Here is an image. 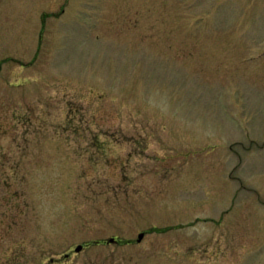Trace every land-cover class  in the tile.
I'll return each instance as SVG.
<instances>
[{"label": "rangeland", "instance_id": "1", "mask_svg": "<svg viewBox=\"0 0 264 264\" xmlns=\"http://www.w3.org/2000/svg\"><path fill=\"white\" fill-rule=\"evenodd\" d=\"M0 264H264V0H0Z\"/></svg>", "mask_w": 264, "mask_h": 264}, {"label": "water", "instance_id": "2", "mask_svg": "<svg viewBox=\"0 0 264 264\" xmlns=\"http://www.w3.org/2000/svg\"><path fill=\"white\" fill-rule=\"evenodd\" d=\"M144 235H145V233H144V232H141V233L139 234L138 241H141L142 238L144 237ZM114 240H115V238H110V239H109L110 242H113ZM82 248H83V245L80 244V245H78V246L75 248V250H76V251H80Z\"/></svg>", "mask_w": 264, "mask_h": 264}]
</instances>
